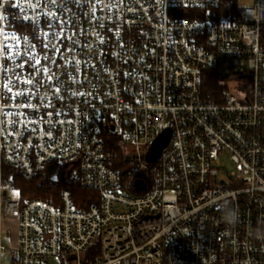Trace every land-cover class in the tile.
Returning <instances> with one entry per match:
<instances>
[{"label": "built area", "instance_id": "1", "mask_svg": "<svg viewBox=\"0 0 264 264\" xmlns=\"http://www.w3.org/2000/svg\"><path fill=\"white\" fill-rule=\"evenodd\" d=\"M0 4V264H264V0ZM4 166L91 194L16 200Z\"/></svg>", "mask_w": 264, "mask_h": 264}, {"label": "trees", "instance_id": "2", "mask_svg": "<svg viewBox=\"0 0 264 264\" xmlns=\"http://www.w3.org/2000/svg\"><path fill=\"white\" fill-rule=\"evenodd\" d=\"M207 77L203 80L204 91L208 94L209 100H215L217 91L220 89L215 71L206 70ZM5 173L12 174L14 177V187L18 188L21 193V200L26 201L32 198L41 197L48 200L56 201L62 187L69 185L73 188L76 200H84L91 193L89 190L81 189L75 184H67L60 178L59 181L53 182L50 175L46 178L39 176L36 178H26L15 169L4 166ZM5 174V175H6Z\"/></svg>", "mask_w": 264, "mask_h": 264}, {"label": "rangeland", "instance_id": "3", "mask_svg": "<svg viewBox=\"0 0 264 264\" xmlns=\"http://www.w3.org/2000/svg\"><path fill=\"white\" fill-rule=\"evenodd\" d=\"M253 0H238V3L239 4H250L252 3ZM233 83V82H232ZM219 160H220V168L222 169V173H224V171H232L234 169V163L233 161L231 160V157L229 154L227 153H222L220 156H219ZM51 177V180L53 182H57L60 180V177L55 174V173H52L50 175ZM1 180V178H0ZM8 194L13 198V199H20L21 200V193L19 191L18 188H12L8 191ZM8 229L9 231L12 232V234L15 236H17V230H18V220L16 218H10V219H7L5 221V230ZM7 234V235H6ZM8 233H4V238L5 240L7 239V241H9L10 239L8 237ZM3 264H9V261L8 260H4L3 261ZM52 264H60L58 260H53L52 261Z\"/></svg>", "mask_w": 264, "mask_h": 264}, {"label": "snow or ice", "instance_id": "4", "mask_svg": "<svg viewBox=\"0 0 264 264\" xmlns=\"http://www.w3.org/2000/svg\"><path fill=\"white\" fill-rule=\"evenodd\" d=\"M30 2H32V6L34 7V8H36V7H39V6H41L43 3H44V0H34V2H33V0H30ZM50 2L52 3V4H55L56 3V0H50ZM12 6L13 7H17L18 5L16 4V3H13L12 4ZM0 7H3V4H0ZM45 15H48V16H53V15H55L54 13H45ZM3 19H6V17H4L2 14H0V20H3ZM24 19H29L28 17H24ZM33 20H34V22L36 23V24H38L39 23V16H37V17H34V18H32ZM49 27H51V25H49ZM3 31V29H0V32H2ZM13 38L14 39H17V44H19V41L20 40H23V41H27L28 40V37L27 36H24V37H20V38H16L15 37V35L13 34ZM13 47H15V46H13ZM32 47H34V45H32ZM45 47H47V45H45ZM9 48V46L6 44V43H4V44H0V55H2V54H4L5 53V51L7 50ZM17 54H18V52H17ZM45 59H47V57H45ZM26 63H27V61H26ZM40 63V61L39 60H36V64H39ZM31 67H35V65H30ZM17 67H23V65H17ZM8 69H7V67H6V65H3V64H0V71H7ZM39 71H41V69H37V72H39ZM43 71L44 72H48L49 71V69H47V68H43ZM31 75V74H30ZM17 79H19V77H17ZM49 79H51V76H49ZM3 80H4V83L2 84V85H0V87H3V89H5L6 91H8V92H12V87L10 86V84H11V80L8 78V77H3ZM26 83H32V80L31 79H29V80H26L25 81ZM17 95H24V93L23 92H19V93H17ZM3 98V96L2 95H0V99H2ZM25 106H29L30 107V105H25Z\"/></svg>", "mask_w": 264, "mask_h": 264}, {"label": "water", "instance_id": "5", "mask_svg": "<svg viewBox=\"0 0 264 264\" xmlns=\"http://www.w3.org/2000/svg\"><path fill=\"white\" fill-rule=\"evenodd\" d=\"M170 139V130H166L161 136L152 144L148 154L147 159L149 161H154L160 155L162 149L167 145ZM139 187L142 186L141 182H137Z\"/></svg>", "mask_w": 264, "mask_h": 264}]
</instances>
